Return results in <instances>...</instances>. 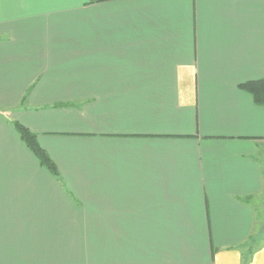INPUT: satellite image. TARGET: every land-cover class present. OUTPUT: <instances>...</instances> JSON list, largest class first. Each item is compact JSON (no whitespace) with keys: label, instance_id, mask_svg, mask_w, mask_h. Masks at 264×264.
<instances>
[{"label":"crops","instance_id":"1","mask_svg":"<svg viewBox=\"0 0 264 264\" xmlns=\"http://www.w3.org/2000/svg\"><path fill=\"white\" fill-rule=\"evenodd\" d=\"M262 80L264 0H0V264H264Z\"/></svg>","mask_w":264,"mask_h":264},{"label":"trees","instance_id":"2","mask_svg":"<svg viewBox=\"0 0 264 264\" xmlns=\"http://www.w3.org/2000/svg\"><path fill=\"white\" fill-rule=\"evenodd\" d=\"M242 88L248 93L252 94L257 103L264 106V80L254 83H247ZM13 127L19 135L22 143H24L32 155L36 157L40 163V166L46 168L48 172L53 175V177H57L58 173L55 165L50 160L46 152L38 145L35 135H33L29 130L17 122L13 123Z\"/></svg>","mask_w":264,"mask_h":264},{"label":"rangeland","instance_id":"3","mask_svg":"<svg viewBox=\"0 0 264 264\" xmlns=\"http://www.w3.org/2000/svg\"><path fill=\"white\" fill-rule=\"evenodd\" d=\"M90 239L94 242H97V244L93 246H89L86 243L88 242L87 240L85 241L86 246L88 248H101V237H90ZM82 257H85L84 259ZM102 263V253L101 251H80V256L78 260V264H101Z\"/></svg>","mask_w":264,"mask_h":264}]
</instances>
